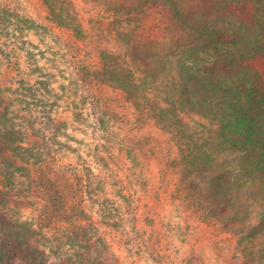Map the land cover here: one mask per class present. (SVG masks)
I'll list each match as a JSON object with an SVG mask.
<instances>
[{
  "label": "trees",
  "instance_id": "16d2710c",
  "mask_svg": "<svg viewBox=\"0 0 264 264\" xmlns=\"http://www.w3.org/2000/svg\"><path fill=\"white\" fill-rule=\"evenodd\" d=\"M66 1L79 3L42 0L43 17L33 4L0 0V264H135L140 252L163 264L151 240L165 231L151 209L141 212L148 204L138 194L151 189L153 164L172 201L189 210L187 230L237 237L247 264L264 263V167L244 170V184L218 179L244 188V221L229 199L207 195L213 184L204 191L190 176L210 144L264 148V0H218L228 11L222 23L181 0H89L103 12L85 21ZM159 4L197 45L138 47L140 18ZM191 112L219 124L216 136L200 142L212 128L186 120ZM71 115L102 128L92 129L102 132L92 165L68 158Z\"/></svg>",
  "mask_w": 264,
  "mask_h": 264
},
{
  "label": "rangeland",
  "instance_id": "374dc122",
  "mask_svg": "<svg viewBox=\"0 0 264 264\" xmlns=\"http://www.w3.org/2000/svg\"><path fill=\"white\" fill-rule=\"evenodd\" d=\"M6 1L12 3L11 0ZM19 1L22 2L25 7H31L30 5L33 4V6H36L35 9L38 14L43 17L48 16V11L43 6L42 0ZM78 1L79 3L70 1L72 3L70 4L71 8L75 7L79 15L85 21L91 19L96 13L102 14L103 12L101 7L92 4L89 0ZM181 1V6L183 8L191 13L201 14L204 18L213 23H222V16L228 13V11L225 10L226 8L223 2L218 0L216 2L207 0ZM66 2L70 3L69 1ZM242 7L241 13L244 17V5ZM147 13L148 15L145 14L140 18L139 23L144 30L141 31L137 39L138 47L141 48L144 53L162 51L173 52L182 50V47L185 48L188 43L197 45V42L192 40L193 36L190 37L187 33L179 29L176 24L177 22L172 19L171 12L166 10L163 4H159L153 11L148 10ZM259 67L264 73V62H262ZM69 117V128L65 131L68 137L62 138V141L65 142L64 145L69 150L68 158L71 159V161L83 160V164L87 163L88 165H92L95 162V159L92 157L94 148L100 144L101 138L99 137L102 134L101 131L95 134L92 129L102 128L98 126V123H96V126L93 125L95 119L91 116H89L88 119H83L82 117L75 118L73 115ZM185 119H190L195 123H201L204 126L212 128L211 131H201L199 133L197 139L200 142L203 140L205 141L206 137L211 138L216 136V132L219 130V124L211 123L210 120L205 118L202 114L191 112L187 114ZM49 130L50 133H62L63 131V129ZM146 130L151 132L155 131L156 133L160 132L159 129ZM162 135L169 139L172 137L170 133ZM173 141L175 140L173 139ZM181 141L185 142L187 139L182 137ZM210 145L214 150L209 151L208 160L199 164L198 167L190 173V176L196 178L201 189L204 191L208 190L209 186L213 184L215 190L213 193L207 195L218 199H229L237 211H241L239 218L244 221V205L246 206L248 203V200H244V188L241 191L230 190V188L226 186V180H224L226 183L223 185L217 184V182L219 177L222 176L225 179L228 177L232 181H236L237 179L244 184V170L249 172L250 170H255L256 167H264V148L252 147L246 151H236L232 148H228L227 145H223L220 148H216L218 146L213 144ZM208 148L209 146H205V149ZM80 155L81 159H79ZM151 169L153 171L151 189H149L147 194L144 190L138 192V194L140 195V199H145L147 201L143 202V204H148V206L145 207L140 204L141 212L144 208L151 209L149 216L154 219L155 228H162V231H165L166 237L161 239V244L158 243L157 236H153L151 240V249L154 250L158 245L162 247L163 255L161 259L163 264H183L186 255L191 251V245L195 246L193 264H240V262L247 264V261H249V258L246 256L248 247L238 250L235 244L237 237L233 238L229 234H222L217 237L215 236V230L213 228H206L205 225L198 224L197 228H192V226H190L187 230V223L194 225V221L190 220L188 217L189 210L184 207L183 202L181 203L178 200L172 201L169 195L171 190H165L162 186L161 179L155 172L156 166L154 164ZM169 223L170 225H168ZM164 225H167L166 229H164ZM231 225L236 228L238 227L232 222ZM241 227H244V224ZM134 249L133 251H136ZM235 251L240 254L239 260L233 257ZM135 260L137 264H159L158 260L152 259L148 253L142 254L140 252L135 256Z\"/></svg>",
  "mask_w": 264,
  "mask_h": 264
}]
</instances>
